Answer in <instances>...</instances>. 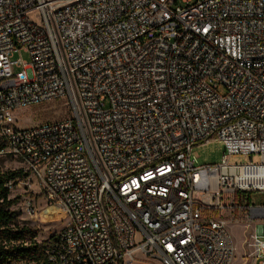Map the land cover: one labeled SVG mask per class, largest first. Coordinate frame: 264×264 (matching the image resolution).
<instances>
[{"label":"built area","instance_id":"built-area-1","mask_svg":"<svg viewBox=\"0 0 264 264\" xmlns=\"http://www.w3.org/2000/svg\"><path fill=\"white\" fill-rule=\"evenodd\" d=\"M181 2L0 0V155L66 216L53 264H230L232 222L264 264V0ZM64 96L67 116L17 125ZM211 139L223 160L199 164Z\"/></svg>","mask_w":264,"mask_h":264},{"label":"rangeland","instance_id":"rangeland-1","mask_svg":"<svg viewBox=\"0 0 264 264\" xmlns=\"http://www.w3.org/2000/svg\"><path fill=\"white\" fill-rule=\"evenodd\" d=\"M178 4H182L178 0ZM39 12L34 11L32 17L38 18ZM24 59H29L28 54L23 53ZM67 96L48 100L43 103L14 111V118L20 127H31L43 122L53 121L63 118L69 114L67 107ZM225 154V144L218 139L194 145L192 155L197 158L199 164H217L223 160ZM258 162L259 154L253 156L246 154H234L229 157L230 163H247L250 161ZM0 168L2 170H15L23 168L22 163L10 156L0 155ZM251 199L257 204H264V192H251ZM11 198H17L12 209L19 214L21 221L38 231L37 241L46 244L48 239L56 233L66 222L63 210L55 205L50 206L41 193L38 184L32 187L26 181L20 179L11 189ZM229 231L234 242V254L230 264H254L252 235L255 232L256 224L247 222H232L228 225ZM153 259V258H152ZM150 257L140 252L135 253V258L131 264H162L158 258L153 262Z\"/></svg>","mask_w":264,"mask_h":264},{"label":"trees","instance_id":"trees-1","mask_svg":"<svg viewBox=\"0 0 264 264\" xmlns=\"http://www.w3.org/2000/svg\"><path fill=\"white\" fill-rule=\"evenodd\" d=\"M4 146L0 142V150ZM25 175L22 168H0V264H53L46 256V244L36 239L38 231L23 223L12 209L17 198L10 197L11 189L7 183L10 180L17 182Z\"/></svg>","mask_w":264,"mask_h":264}]
</instances>
